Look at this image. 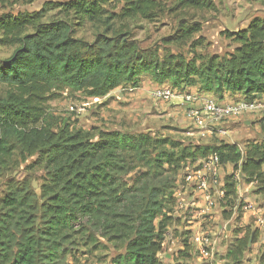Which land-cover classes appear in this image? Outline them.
<instances>
[{"label": "trees", "instance_id": "obj_1", "mask_svg": "<svg viewBox=\"0 0 264 264\" xmlns=\"http://www.w3.org/2000/svg\"><path fill=\"white\" fill-rule=\"evenodd\" d=\"M113 2L124 3L122 18L150 19L165 9L155 0H74L53 7L102 22L105 29L92 42L74 38L62 21L40 22L52 7L32 15L0 14V46H16L0 60V85L14 90L0 97V179L18 159L34 157L33 164L45 173L39 194L25 180L6 182L0 197V264H64L75 236L92 240L88 231L124 245L112 264H159L168 214L177 205L173 176L185 162L216 155L220 168L231 165L247 182L263 178L264 137L243 150L220 140L182 146L149 132L100 130L91 135L45 119L41 102L53 90L100 100L122 87L136 89L143 77L176 92L197 88L219 100L227 94L247 101L264 95V19L224 32L235 45L224 56H160L157 49H141L129 33L115 30L109 22L113 18L103 19V7ZM213 9L212 0H174L169 11ZM200 30L197 23L181 19L162 41L184 44ZM233 178L224 180L226 197L235 193ZM247 249L245 238L236 239L226 255L240 263Z\"/></svg>", "mask_w": 264, "mask_h": 264}, {"label": "rangeland", "instance_id": "obj_2", "mask_svg": "<svg viewBox=\"0 0 264 264\" xmlns=\"http://www.w3.org/2000/svg\"><path fill=\"white\" fill-rule=\"evenodd\" d=\"M70 1L74 0H2L0 14L32 15L45 7H52L43 14L40 22L62 21L70 26L74 38L92 42L96 34L104 31L102 22H89L71 11L53 8ZM155 1L165 8L156 17L122 18L124 3L113 2L103 7L106 12L103 19L113 18L109 22L115 30L129 33L141 49L154 48L160 56L167 53L181 54L188 59L231 53L235 45L223 36L224 32L244 29L255 18L264 19V0H212L214 9L211 11H169L174 0ZM181 19L197 23L201 27L200 32L184 44L165 45L162 40L175 32ZM197 42L200 45L192 49L191 46ZM15 48L13 45L0 46V60L7 59ZM141 82L136 89L122 87L100 100L88 99L65 88L53 90L43 95L41 108L50 123L56 126L65 123L73 130L91 135L100 130L128 131L132 134L149 132L182 146L213 144L220 140L236 144L241 150L246 143L264 137V102L260 97L255 98L257 109L253 113L238 120H220L210 126V131L199 130L187 118L188 106L181 110L177 107L167 109L169 104L152 97L155 86L151 80L145 78ZM165 86L168 87L167 84ZM9 92L14 90L0 85V97ZM221 130H227L228 136H222ZM34 161V157L24 162L18 159V164L0 179V197L9 180L30 182L32 189L39 194L45 173L41 167L33 164ZM202 167L201 161H187L173 176L174 194H179L176 207L172 214H168L171 222L165 230V252L159 255V264H259L260 259L264 258V168L262 179L247 182L239 173H234L231 165L221 167L217 174L218 180L224 184L226 177L233 176L235 193L229 197L224 194V199L218 200L215 212L201 214L202 204L192 206L190 201L189 205H185L180 200L185 172H195ZM187 197L191 199L192 195ZM187 197H184L186 202ZM195 202L198 204L203 199L198 197ZM188 225L205 231L212 245L206 248L195 245L191 241L192 232ZM87 233L92 234V240L83 235L75 236L73 244L68 247L64 264H112L117 255L124 253L121 242L110 243L92 231ZM243 238L248 249L243 253L240 263H233L226 255L227 249L236 239Z\"/></svg>", "mask_w": 264, "mask_h": 264}, {"label": "built area", "instance_id": "obj_3", "mask_svg": "<svg viewBox=\"0 0 264 264\" xmlns=\"http://www.w3.org/2000/svg\"><path fill=\"white\" fill-rule=\"evenodd\" d=\"M176 93V91L164 85L155 88L152 92V97L159 101H168L180 97L181 100L188 105L187 118L190 120V123L196 128H199V130L210 131V126H213L214 123H218L220 120H238L244 115L253 113L257 109L256 99L247 101L237 96V100L235 101L220 103L212 97L199 98L197 95L191 93L182 95ZM197 103L200 104L199 108L196 106ZM228 133L227 130H221L220 132V134L225 137L228 136ZM201 164L203 166L202 169H198L195 172H185L183 177L184 187L182 188V196L187 197L192 195V206H197L195 201L198 197L202 198L203 208L200 213L207 214V212L216 211L218 200L224 199V190L223 183L218 180L217 174L220 170V165L217 156L210 155L208 158L201 161ZM178 194L179 193H177V195ZM183 221L184 218L182 219V222ZM188 226L189 231L192 232L191 241L194 242L195 245L199 248H206L212 245L205 231L192 225Z\"/></svg>", "mask_w": 264, "mask_h": 264}, {"label": "crops", "instance_id": "obj_4", "mask_svg": "<svg viewBox=\"0 0 264 264\" xmlns=\"http://www.w3.org/2000/svg\"><path fill=\"white\" fill-rule=\"evenodd\" d=\"M147 80L149 79L148 77H145ZM144 77L142 78V80H144L145 79ZM143 82V81H142ZM141 82V83H142ZM154 84V83H153ZM153 86H155V88H157L158 87V85H156V84H154ZM155 88H153V89H155ZM186 93H191V94H194V95H197L199 98H205V97H208V96H210V95H206V94H204V93H200L198 90H197V88H191V89H186V90H184V91H182L181 93H179V94H186ZM111 94V93H110ZM109 96V95H108ZM238 95H229V94H227V95H225L224 96V98L222 99V100H220L219 102L220 103H226V102H230V101H235L236 100V97H237ZM260 98H262V101L264 102V95H261V96H259ZM157 101H159V100H157ZM159 102H161V103H165V104H169L168 106H166V108L167 109H169L170 107H177V108H179L180 110L181 109H184V107L186 108V106H188L184 101H182L181 100V98L180 97H177V98H173V99H170V100H168V101H159ZM165 104H163V106H165ZM263 105H264V103H263ZM196 106L199 108L200 107V104L199 103H197L196 104ZM263 107V106H262ZM165 108V109H166ZM164 109V110H165ZM264 109V108H263ZM262 109V111L264 112V110ZM204 136H205V133H202ZM262 137V136H261ZM261 137H259V138H261ZM184 197L185 196H181V203L182 204H185V205H187V204H189V202L192 200V199H190V198H188L187 197V202H186V200L184 199ZM176 198H178V195L176 196ZM200 204H202L203 205V202H199L198 204H197V206H200Z\"/></svg>", "mask_w": 264, "mask_h": 264}]
</instances>
